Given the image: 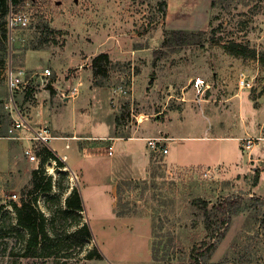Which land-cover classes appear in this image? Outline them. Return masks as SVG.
<instances>
[{
	"label": "rangeland",
	"instance_id": "obj_1",
	"mask_svg": "<svg viewBox=\"0 0 264 264\" xmlns=\"http://www.w3.org/2000/svg\"><path fill=\"white\" fill-rule=\"evenodd\" d=\"M13 12L26 15L29 24L9 33L8 62L0 68V115H7L0 137V264H189L192 250L210 242L216 249L209 264H264V143L243 151L241 142L264 133V0H26ZM179 29L206 31V42L164 46L168 31ZM232 41L256 49L258 58L230 54L225 45ZM103 52L112 61L107 77L95 76L92 68ZM10 67L34 76L14 101L35 120L33 129L48 127L56 137L50 145L67 156L62 166L53 159L29 163L24 149L31 141L7 135ZM46 68L52 88L36 84ZM241 74L254 79L251 90L238 87ZM197 78L210 86L206 103L197 100ZM78 84L79 94L64 100L62 93L69 95ZM164 124L176 137L166 139L169 155L150 151L143 141L111 139L165 138ZM26 132L20 135H32ZM215 134L232 138L216 145L182 138ZM112 142L114 156L103 155ZM148 154V176L135 179L146 183L124 188L128 215L117 216L112 184L103 182ZM176 155L184 164L210 163L217 155L225 162L172 166L169 159ZM37 169L42 186L50 179L49 192L34 188ZM127 180H115L116 189ZM74 189L83 198L81 215L66 204ZM195 198L210 207L237 202L236 210L227 212L224 228L217 223L208 231L192 205ZM25 201L35 203L46 228L62 239L54 243L55 259L9 255L23 247L25 230L17 224L14 205ZM77 222L89 223L94 235L83 257L98 246L102 260H75L79 248L69 235ZM157 241L166 252L161 262L152 258ZM67 253L74 255L62 257Z\"/></svg>",
	"mask_w": 264,
	"mask_h": 264
},
{
	"label": "trees",
	"instance_id": "obj_2",
	"mask_svg": "<svg viewBox=\"0 0 264 264\" xmlns=\"http://www.w3.org/2000/svg\"><path fill=\"white\" fill-rule=\"evenodd\" d=\"M26 0H0V68H4L8 62L9 56V29H8V16L10 12L15 8H19L25 4ZM214 4V3H213ZM206 31H188V30H171L168 31L167 37L164 40V46H192L201 45L206 42L205 39ZM225 49L230 54L236 57H247L250 55L252 58H258V53L256 49L250 50L248 45L239 43L236 41L229 42L225 45ZM262 57L259 59L262 60ZM112 61L108 53H100L98 56L92 60V68L95 76L107 77L109 74ZM48 88H52V84L47 85ZM51 93L54 94L53 89ZM7 122V115H0V137H4L5 124ZM38 155L41 157V165L46 163L48 160H54L56 163L61 164V159L48 147H41L37 151ZM40 169L33 171L32 178L34 188L36 190H42L44 192H49L51 190L50 179L48 183L44 186L37 181V173ZM141 184L146 183V180H135L129 179L127 181L119 182L116 189V210L117 216H127V205L122 203V195L124 193V188L128 184ZM66 204L69 210H72L78 215H81L85 211V206L81 193L74 189L72 196L67 199ZM237 202H223L215 207H210L208 201L201 198H195L192 200V205L197 207L203 218L205 228L210 231L215 224L220 223L222 228L227 224L225 215L227 212H234L236 209ZM231 206V207H230ZM235 206V207H234ZM17 212V224L25 230V233L21 234V241H23V247L19 252L15 253L10 251V256H19L20 258H25L29 260H41V259H51L58 257L52 249L62 242L60 236L53 230L50 232L46 228V218L37 209L34 202L25 201L21 206L14 205ZM222 213V215L220 214ZM221 215V217H218ZM1 228V223H0ZM221 229V228H220ZM1 236V235H0ZM218 236V235H217ZM69 237L75 242L77 247L76 254L67 253L62 257L72 258L75 256V260H102L103 256L100 253L98 246L94 247L91 251L87 252L85 257H83L84 252L88 251L87 246L94 240V235L89 223L77 222L75 228L70 233ZM56 243V244H54ZM8 245V241L5 242ZM161 242H154L152 247V258L155 261L166 260V252L164 248H160ZM216 249L215 243H205L202 247H195L190 254L189 264H209L211 256ZM8 248L5 249V253ZM172 261V259H171Z\"/></svg>",
	"mask_w": 264,
	"mask_h": 264
},
{
	"label": "built area",
	"instance_id": "obj_3",
	"mask_svg": "<svg viewBox=\"0 0 264 264\" xmlns=\"http://www.w3.org/2000/svg\"><path fill=\"white\" fill-rule=\"evenodd\" d=\"M28 24L29 20L26 15L21 13H15L13 12V10L10 12L8 16V29L10 33L16 26L26 27L28 26ZM41 75L43 77L41 76L36 78V84L42 83L44 85H48V80L52 76V71L49 68H46ZM33 78L34 76H30L27 78V75L23 71H14L11 67L7 70V88L11 99V104L5 105L6 109H10L11 113L10 125L7 129V135L9 136V138L16 137L19 139H28V141H31V143L24 149V156L26 157L29 163L41 164V157L38 155L37 151L40 150L41 147L46 146L56 154L55 149L50 145V141L55 137L52 135L48 127H39L37 129H33L30 125L27 116H24L22 113H20L14 101V98L17 94L26 93V91L29 89L30 81ZM44 78L46 79V82H44ZM253 81L254 79H249V77L245 74H241L238 80V87L240 89L251 90L253 88ZM79 87L80 84L72 86L70 88V94L66 95L65 93H62V96L64 97V99L76 97L80 92ZM209 88L210 86L205 82L204 79H196L194 89L196 91L197 100L199 103H203L206 101L205 94ZM24 130L31 131L32 135L28 137L20 135V133ZM164 141L165 144H163ZM166 141L167 140L165 138H149L147 141V147L152 152L167 154L168 148L166 146ZM241 142L243 151L253 150L260 143H264V133L256 137H244L241 139ZM66 148H69L68 144L66 145ZM114 154L115 147L112 143H110L104 148L103 155L113 157ZM61 158V160H67L66 155H63ZM49 161L50 160H48L47 162Z\"/></svg>",
	"mask_w": 264,
	"mask_h": 264
},
{
	"label": "crops",
	"instance_id": "obj_4",
	"mask_svg": "<svg viewBox=\"0 0 264 264\" xmlns=\"http://www.w3.org/2000/svg\"><path fill=\"white\" fill-rule=\"evenodd\" d=\"M27 55L25 56V61H24V68H29L28 67V64H27ZM40 95H41V93H39L38 95H37V98H39L40 99ZM64 100H67V99H64ZM208 100V99H207ZM205 101V103L206 102H208V101ZM40 102V101H39ZM42 104H40V105H38V108L41 106ZM28 118V117H27ZM29 120V119H28ZM40 120V119H39ZM32 121H34L35 122V120H29V122H31L30 123V125L32 124ZM172 121H173V117L171 116V123H172ZM38 122H40V121H38ZM170 124V123H169ZM169 124H164V126H165V131H164V133H165V135H166V137H165V139H168V140H170V141H175V139H176V137L173 135V134H171L169 131H168V127H169ZM31 127H32V125H31ZM33 128V127H32ZM159 131V130H158ZM22 132H26V130H24V131H22ZM160 132V131H159ZM27 133V132H26ZM23 136H25V135H23ZM100 135H98V136H95V137H93V138H97V137H99ZM25 137H28V136H25ZM56 138V137H55ZM89 138H92V137H89ZM149 138H151L150 136H140V137H131V138H127V139H124V138H117V137H115V138H111V139H113V141L116 139V140H126V141H143V142H145L146 144H147V141H148V139ZM158 138V137H157ZM159 138H164V137H159ZM183 139H185V140H188V139H203V140H205V141H208V142H210V143H215V145H216V143L218 142V141H221V140H224V139H226V138H232V137H227V136H225V135H222V134H215L214 136H212L211 138H203V137H189V136H186V137H182ZM237 139H241V138H237ZM24 140H28V139H24ZM115 140V141H116ZM167 140V141H168ZM167 141H166V146H167V148H168V153H167V155H169L170 154V151H171V147H170V145L167 143ZM112 144L114 145V147H115V144L112 142ZM164 144H165V141H164ZM54 149H55V151H59L57 148H55L54 147ZM132 151H134V148H132ZM136 151V150H135ZM136 152H138V151H136ZM65 153H61V152H58V155H60V156H63ZM178 155V154H177ZM177 155H176V158H173V157H171V159H169V162H170V164L172 165V166H192V165H194V166H204V167H217V166H219V165H222L225 161L223 160V158L221 159V157H218V155L215 157V161H211L210 163H197V164H184V163H181L180 162V160H179V158L177 157ZM80 161V159L79 160H77L76 161V165H77V163ZM150 162H151V156H150V154H148V155H146V156H142V158L140 159V160H138V162L137 163H133V164H130V165H125V167H124V171H123V175H121L120 177L118 176H114V178H113V180H111V179H108L107 181H104L103 182V185H106L107 183H111L112 185H111V187L113 188L112 190H111V192H112V195L116 198V185L114 184L115 182V180H117V179H120V178H127V179H144V178H146L147 176H148V169H149V164H150ZM110 187V188H111Z\"/></svg>",
	"mask_w": 264,
	"mask_h": 264
},
{
	"label": "bare ground",
	"instance_id": "obj_5",
	"mask_svg": "<svg viewBox=\"0 0 264 264\" xmlns=\"http://www.w3.org/2000/svg\"><path fill=\"white\" fill-rule=\"evenodd\" d=\"M64 170H66V171H67V170H68V168H66V167H65V168H64Z\"/></svg>",
	"mask_w": 264,
	"mask_h": 264
},
{
	"label": "water",
	"instance_id": "obj_6",
	"mask_svg": "<svg viewBox=\"0 0 264 264\" xmlns=\"http://www.w3.org/2000/svg\"><path fill=\"white\" fill-rule=\"evenodd\" d=\"M164 144V143H163Z\"/></svg>",
	"mask_w": 264,
	"mask_h": 264
}]
</instances>
